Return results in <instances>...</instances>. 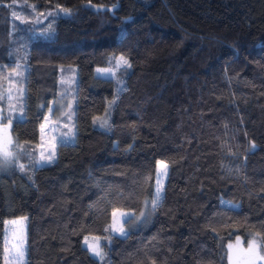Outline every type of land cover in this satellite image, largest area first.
Listing matches in <instances>:
<instances>
[{
  "label": "trees",
  "instance_id": "16d2710c",
  "mask_svg": "<svg viewBox=\"0 0 264 264\" xmlns=\"http://www.w3.org/2000/svg\"><path fill=\"white\" fill-rule=\"evenodd\" d=\"M80 67L115 75L80 96ZM66 96L57 157L39 164ZM0 106L14 141L0 156V264L14 217L28 218L27 264H103L86 235L102 236L107 264H230L238 236L264 244V0H0ZM79 121L92 126L78 143ZM159 161L152 222L114 233L115 209L152 201Z\"/></svg>",
  "mask_w": 264,
  "mask_h": 264
},
{
  "label": "rangeland",
  "instance_id": "374dc122",
  "mask_svg": "<svg viewBox=\"0 0 264 264\" xmlns=\"http://www.w3.org/2000/svg\"><path fill=\"white\" fill-rule=\"evenodd\" d=\"M97 7H102V5H96ZM79 94L85 95L90 92L92 81L96 76L99 77H114L115 68L112 67H80L79 68ZM71 107V100L69 96L60 97L56 101L52 102L50 105L49 113L46 120L41 126V138L38 144V155L39 164H47V157L54 153L53 159L57 157V140H58V124L56 121V115H61L68 112V108ZM13 106L6 111L7 115H11ZM110 110V109H109ZM1 111V106H0ZM52 112V113H51ZM1 115V112H0ZM11 117V116H10ZM108 112L103 116L104 120H107ZM11 122V120H10ZM10 122L2 123L0 120V156L5 159V154H7V159L12 156V146L13 138L11 137ZM92 126L90 121H79L76 133L74 135L76 141L79 143L81 141L82 133L84 130ZM166 165V168H162L161 164ZM166 171L167 175H163ZM169 166L163 161H159L157 164V176H156V186L161 189V201L165 186L168 178ZM155 194L148 205L147 203L139 212L125 209H115L113 212L112 227L115 226L114 233L118 235H125L128 231L138 230L147 228L152 222L153 216H151V211L154 210L152 202L155 200ZM158 202V203H159ZM157 203V204H158ZM148 205V207H147ZM149 212H148V211ZM115 213V215H114ZM130 217V222L125 219V216ZM134 217V218H132ZM15 222V223H13ZM27 217H14L7 218L5 221L4 237L7 242V252L5 256L4 264H27ZM123 229V234L120 232ZM85 238L88 239L89 243L98 245L99 249L102 251V257H97L101 260L103 264H107L106 255L102 245V236L99 235H86L83 239V244L85 245ZM110 240V239H109ZM86 246V245H85ZM91 250V249H90ZM92 252V251H91ZM264 244L258 239H252L248 242L238 236L235 240L229 243V260L230 264H264Z\"/></svg>",
  "mask_w": 264,
  "mask_h": 264
},
{
  "label": "snow or ice",
  "instance_id": "6c2138e0",
  "mask_svg": "<svg viewBox=\"0 0 264 264\" xmlns=\"http://www.w3.org/2000/svg\"><path fill=\"white\" fill-rule=\"evenodd\" d=\"M116 64H117V66L119 67V66H125L126 68H130L131 67V64L129 63V61L124 57V56H121V57H119L118 58V60L116 61ZM111 106V105H110ZM3 119L5 120V121H7V122H10V120H11V117L10 116H5V117H3ZM107 123V121L105 120V121H102V124H101V126H103L104 124H106ZM253 149H254V145H253ZM53 157H54V153L53 154H50L48 157H47V161L50 163V162H52V160H53ZM5 161H7V154H5ZM23 167H24V165H20V168L21 169H23ZM161 167L162 168H166V165H164L163 163L161 164ZM163 175H167V173H166V171L163 173ZM155 200L152 202V205H153V207H155L156 205H157V203L159 202V200H160V198H161V189L160 188H157V190H156V193H155ZM114 215H115V213H114ZM132 218H134V217H132ZM125 219L127 220V221H129L130 222V217H128L127 215L125 216ZM13 223H15V222H13ZM113 230H115V226H113ZM120 232L123 234V229H120ZM85 245L89 248V249H91V251H92V253L95 255V256H97V257H102V251L99 249V247H98V245H94V244H91V243H89V241H88V239L87 238H85ZM262 258H264V257H262Z\"/></svg>",
  "mask_w": 264,
  "mask_h": 264
}]
</instances>
